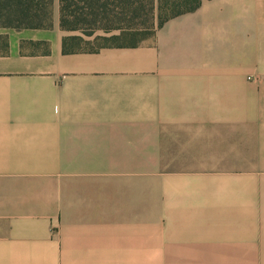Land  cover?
<instances>
[{
    "label": "crops",
    "instance_id": "1",
    "mask_svg": "<svg viewBox=\"0 0 264 264\" xmlns=\"http://www.w3.org/2000/svg\"><path fill=\"white\" fill-rule=\"evenodd\" d=\"M73 37L0 29V264H264V0Z\"/></svg>",
    "mask_w": 264,
    "mask_h": 264
},
{
    "label": "trees",
    "instance_id": "2",
    "mask_svg": "<svg viewBox=\"0 0 264 264\" xmlns=\"http://www.w3.org/2000/svg\"><path fill=\"white\" fill-rule=\"evenodd\" d=\"M57 0H0V29H52ZM60 27L92 36L97 30L111 45H136L155 34L169 20L197 11L202 0H58ZM140 35H143L139 37ZM75 42L76 49L68 42ZM121 40L125 41V43ZM82 37L65 38L64 52L97 51L79 46ZM6 52V51H5Z\"/></svg>",
    "mask_w": 264,
    "mask_h": 264
},
{
    "label": "rangeland",
    "instance_id": "3",
    "mask_svg": "<svg viewBox=\"0 0 264 264\" xmlns=\"http://www.w3.org/2000/svg\"><path fill=\"white\" fill-rule=\"evenodd\" d=\"M4 29V28H2ZM83 35L85 36V38H87V40H83L80 41L79 46H81L82 49H86V50H90V49H94L103 45H111L112 43H119L118 41L116 42H110V41H106L104 39H102L103 36H109L111 34H106L104 33L102 30H97L94 35L92 36H88L86 34L83 33ZM143 35H140L139 37H141ZM123 40H121L122 42ZM125 43V41H123ZM3 43V41H2Z\"/></svg>",
    "mask_w": 264,
    "mask_h": 264
}]
</instances>
